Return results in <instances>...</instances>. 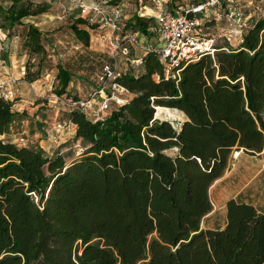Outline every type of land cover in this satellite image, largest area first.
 I'll return each instance as SVG.
<instances>
[{"label": "trees", "instance_id": "trees-1", "mask_svg": "<svg viewBox=\"0 0 264 264\" xmlns=\"http://www.w3.org/2000/svg\"><path fill=\"white\" fill-rule=\"evenodd\" d=\"M181 1L168 5L208 0ZM50 7L0 0V32L11 37ZM244 24L236 47L225 41L175 80L164 77L156 54L144 52L135 73L117 78L131 98L110 105L103 118L68 111L64 123L75 127L71 142L80 145L69 162L14 143L11 130L26 113L0 99V264H264V213L252 205L229 200L222 229L200 226L212 210L209 188L232 151L264 150V19L250 16ZM154 25L138 14L120 22L144 36ZM94 27L78 16L68 28L87 48ZM43 39L39 27L26 25L22 79L33 83L54 69V93L78 100L69 90L72 72L52 64ZM170 109L185 116L178 128L154 118Z\"/></svg>", "mask_w": 264, "mask_h": 264}, {"label": "rangeland", "instance_id": "rangeland-1", "mask_svg": "<svg viewBox=\"0 0 264 264\" xmlns=\"http://www.w3.org/2000/svg\"><path fill=\"white\" fill-rule=\"evenodd\" d=\"M33 2H49L51 4V9L41 16L43 20L42 28L44 32L43 43L45 45L48 55H50V60L52 64L61 63L73 74V80L70 84L69 90L71 95L76 96L80 100H87L93 93L94 89L92 84H97V75L100 71L101 65L106 62L111 61L110 52L112 50V37L119 35L122 38L123 34L131 35L133 32L121 29L116 32L107 26H102L100 24V19L94 18L92 22L95 25L93 30L89 29L90 33V43L89 47L83 46L81 43L76 41L71 31L69 30V25L75 20L76 16H80L86 19L85 13H81L80 4L85 6L98 4L104 10H109L111 6L107 3L108 0H31ZM170 0H167L166 9L171 10L172 5H168ZM182 4L189 6L191 0H183ZM120 8L122 13L129 19L135 14L148 12L150 13V8H152V3L150 0H121ZM144 5L147 9H144ZM237 8L239 9L246 19L250 16L256 19H264V0H223L221 6L217 9L211 8L206 13L209 17L204 20L203 33L209 35L215 39L216 47H222L225 45V36L231 35V45L236 47L239 42V38L235 37L236 26L233 21L228 17V11ZM87 12V10H86ZM91 16L93 14H90ZM219 15L218 20H214L213 17ZM75 17V18H74ZM41 18V19H42ZM61 18V19H60ZM96 21V22H95ZM59 25V26H58ZM49 26V28H47ZM58 26V27H57ZM57 27V28H56ZM48 29V30H47ZM151 35L136 37V44L130 46L131 53L130 57L126 59L124 56L118 54L116 56V61L120 72H127L128 70L137 71L135 64L131 63L132 60L140 58L144 49L137 47V41L141 38L144 42V46L156 47L160 45L157 34L152 30ZM47 35V36H46ZM225 35V36H224ZM46 36V37H45ZM140 37V38H139ZM8 61V59H7ZM130 61V62H129ZM10 64V61H8ZM25 64V63H24ZM55 70L47 72L33 90V94H30V98L33 100V105L27 104L26 106L22 104L21 112H25L26 116L15 124L11 132L16 133L13 138L17 139L19 137L25 138L24 145L35 144V139L32 138L30 130L36 132L40 130L46 136L44 143L48 144L46 146L48 154L52 151L56 152L59 145H61L60 150L63 151V155L67 162L73 160L80 153V145L78 143L71 142L70 130L64 129L60 132L55 130L56 123H66V113L68 110L61 105L54 104L53 96H57L54 93V84L50 85V82H54ZM50 75L49 78L46 77ZM23 77V74L22 76ZM93 89V90H92ZM127 99L131 98L130 94L126 95ZM22 98H15L12 102L15 104H20L18 102ZM40 101L43 105H37L36 102ZM99 99H96L94 104L86 112V117L89 119H96L98 115L95 114V110L98 107ZM14 107V106H13ZM21 109V108H20ZM93 111V112H92ZM109 110L104 111L99 115L103 118ZM155 117L158 120L169 121L173 124L175 128L179 127L182 123L181 114L175 110L170 109L168 112H155ZM65 134V135H64ZM12 135V134H11ZM37 137H41L37 134ZM68 139V144L63 146L62 139ZM39 139V138H38ZM49 139V140H47ZM66 142V143H67ZM20 145V144H18ZM36 145V144H35ZM38 145V144H37ZM70 146V150L68 149ZM236 150H233L230 157H234ZM53 152V153H54ZM261 164L264 166V154L260 157ZM245 161L241 160V162ZM252 163V162H251Z\"/></svg>", "mask_w": 264, "mask_h": 264}, {"label": "built area", "instance_id": "built-area-1", "mask_svg": "<svg viewBox=\"0 0 264 264\" xmlns=\"http://www.w3.org/2000/svg\"><path fill=\"white\" fill-rule=\"evenodd\" d=\"M161 6L167 4V0H150ZM221 0H208L206 3L190 6L187 8L178 7L174 10L161 9L155 13L152 19L155 21L153 31L157 34L160 42L159 46L147 47L144 52H153L159 58L163 66L164 77L166 79H177L181 68L188 63L198 59L202 55H213L215 49V39L203 33L204 20L209 17L207 9L215 8ZM163 6V5H162ZM81 13H85L86 20L92 24L94 18L98 16L102 26L109 27L112 32L120 30V22L123 20V13L120 5L111 6L109 10H104L98 4L85 6L80 4ZM146 9V6L143 7ZM87 10V12H86ZM190 13H203L201 17L191 16ZM90 14H93L92 16ZM140 17L150 18L152 13H139ZM228 17L236 26L235 37L241 38V30L244 27L246 17L243 13L233 8L228 11ZM219 19V15L213 17ZM96 22V21H95ZM225 36V35H224ZM231 35L225 36L227 42L231 41ZM136 44L135 34L125 35L122 38L119 35L112 37V50L110 52L111 61L101 66L97 75V86L87 100H76L71 96H53V103L64 106L68 111L79 110L84 115L99 99L98 107L94 111L99 119V115L106 111L110 105H123L125 97L129 94L128 90L117 82L121 75L116 61L118 54L129 57V47ZM135 66L142 64L141 58L131 61ZM158 80V76H155ZM16 98L14 81L0 80V99L12 102ZM93 112V111H92ZM156 119V117H154ZM68 124L56 123L55 130L60 132ZM16 144L24 145L25 138H13Z\"/></svg>", "mask_w": 264, "mask_h": 264}, {"label": "crops", "instance_id": "crops-1", "mask_svg": "<svg viewBox=\"0 0 264 264\" xmlns=\"http://www.w3.org/2000/svg\"><path fill=\"white\" fill-rule=\"evenodd\" d=\"M151 3L153 7L148 9L150 10V13H152V16L150 18H152L154 14L159 12L161 9H166V5L159 6L156 3ZM146 13L148 12L146 11ZM41 16H44V14L37 17L25 19L21 26H18L13 30L11 37L4 38L2 32H0V80L14 81L16 98L23 97V99L19 100L18 102H20V104H15L13 109L16 112L20 113L21 110H23L22 104H24L25 106L27 104H34L32 102L33 100L30 98V94H33L32 92L36 88L37 84L43 80L42 79L37 80L33 83H27L21 77L24 71V63L27 59L26 52L22 48L25 27L29 23L34 24L37 27L41 26V21L43 20ZM47 28H49V26ZM40 30L44 35L45 31H43L42 28H40ZM133 34H135L136 37L144 36L140 33ZM143 44L144 42L140 38L139 41H137V47H139L140 49H146L147 47H149H145V44ZM49 57L51 56L49 55ZM7 59L8 61H10V64L8 63ZM49 76L50 75H47L46 80L47 78H49ZM52 84L53 82H50L49 86L51 87ZM96 86L97 84H92L93 88H96ZM36 104L38 106L43 105V103H40V101H37ZM181 117L183 122L185 120V116L181 115ZM180 125L181 124H179V126ZM65 129L70 130V134L72 135L70 138L72 140L75 127L69 124ZM37 134H40L41 137H37ZM31 136L32 138H36L34 143L36 145L38 144L37 146H39L45 153L48 154L46 148L48 147L46 146L48 144L44 143V141L46 140V136L44 135V133L37 130L34 133L32 132ZM68 138L69 137H67L66 139H62L63 146H66L64 144H68ZM60 147L61 145H59L56 152L52 151L48 156H52L57 152L63 154V151L60 150ZM70 148L71 147L68 146V149L66 150H70ZM234 153V157L229 158L228 167L223 176L216 180L209 188V197L212 204V210L202 219L200 225L202 229L220 230L225 226L226 203L229 200H234L238 203L250 204L258 212L264 213V166L261 164V159L258 158L264 154V150L256 155L246 154L242 150H236ZM244 159L245 161L241 162V160Z\"/></svg>", "mask_w": 264, "mask_h": 264}, {"label": "water", "instance_id": "water-1", "mask_svg": "<svg viewBox=\"0 0 264 264\" xmlns=\"http://www.w3.org/2000/svg\"><path fill=\"white\" fill-rule=\"evenodd\" d=\"M165 121V120H164Z\"/></svg>", "mask_w": 264, "mask_h": 264}]
</instances>
